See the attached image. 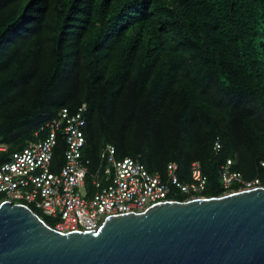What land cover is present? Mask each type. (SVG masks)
<instances>
[{
    "label": "trees",
    "instance_id": "trees-1",
    "mask_svg": "<svg viewBox=\"0 0 264 264\" xmlns=\"http://www.w3.org/2000/svg\"><path fill=\"white\" fill-rule=\"evenodd\" d=\"M83 103L87 195L106 143L161 178L197 161L201 196L225 193L227 159L264 186V0H0V160ZM64 149L58 132L52 170Z\"/></svg>",
    "mask_w": 264,
    "mask_h": 264
},
{
    "label": "water",
    "instance_id": "water-1",
    "mask_svg": "<svg viewBox=\"0 0 264 264\" xmlns=\"http://www.w3.org/2000/svg\"><path fill=\"white\" fill-rule=\"evenodd\" d=\"M0 264H264V186L169 199L58 231L0 203Z\"/></svg>",
    "mask_w": 264,
    "mask_h": 264
},
{
    "label": "built area",
    "instance_id": "built-area-1",
    "mask_svg": "<svg viewBox=\"0 0 264 264\" xmlns=\"http://www.w3.org/2000/svg\"><path fill=\"white\" fill-rule=\"evenodd\" d=\"M85 111V103L74 112L62 108L55 118L45 123L46 134L42 139L30 141L7 159L0 160V203L33 205L55 219L56 230L72 231L96 229L108 215L141 211L158 201L169 200L170 194L181 193L185 199L201 196L207 177L197 161L191 163L189 181L178 178L175 162L167 164L165 178H161L150 173L136 158H117L111 143L104 146L103 178L94 177L91 183L95 190L83 195L80 188L87 174L82 159L86 142ZM58 132L64 139L65 149L63 164L54 171L51 165ZM220 148L217 139L214 149ZM232 163L227 159L219 171L225 193L233 191V185L238 189L259 186L257 178L246 179L239 171L232 170Z\"/></svg>",
    "mask_w": 264,
    "mask_h": 264
},
{
    "label": "rangeland",
    "instance_id": "rangeland-1",
    "mask_svg": "<svg viewBox=\"0 0 264 264\" xmlns=\"http://www.w3.org/2000/svg\"><path fill=\"white\" fill-rule=\"evenodd\" d=\"M51 166H52V165H51ZM80 191H81V193L84 195V194L86 193L85 187L82 186V187L80 188ZM82 194H81V195H82ZM86 195H87V193H86Z\"/></svg>",
    "mask_w": 264,
    "mask_h": 264
}]
</instances>
